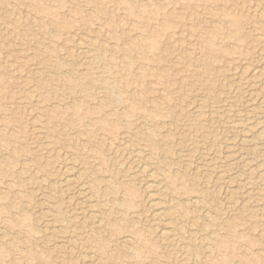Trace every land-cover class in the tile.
Returning a JSON list of instances; mask_svg holds the SVG:
<instances>
[{
    "label": "rangeland",
    "instance_id": "1",
    "mask_svg": "<svg viewBox=\"0 0 264 264\" xmlns=\"http://www.w3.org/2000/svg\"><path fill=\"white\" fill-rule=\"evenodd\" d=\"M223 1L0 0V264H264V0Z\"/></svg>",
    "mask_w": 264,
    "mask_h": 264
},
{
    "label": "bare ground",
    "instance_id": "2",
    "mask_svg": "<svg viewBox=\"0 0 264 264\" xmlns=\"http://www.w3.org/2000/svg\"><path fill=\"white\" fill-rule=\"evenodd\" d=\"M220 1H223V0H220ZM226 1V0H225ZM225 1H223L222 3H224ZM245 1H247V0H245ZM227 3V2H226ZM221 4V3H220ZM219 4V5H220ZM225 4V3H224ZM217 5H218V3H217ZM226 5V4H225ZM213 6V5H212ZM224 6V5H223ZM249 6V5H248ZM248 6H246L247 8H248ZM251 6H252V4H251ZM254 6V5H253ZM257 5H255V7H256ZM227 7V6H226ZM254 7V8H255ZM211 9H212V7H210ZM228 8V7H227ZM253 8V7H252ZM218 9V8H217ZM220 9V8H219ZM218 9V10H219ZM224 9V8H223ZM229 9V8H228ZM250 9V8H249ZM214 10V9H213ZM212 10V11H213ZM216 10V9H215ZM221 10V9H220ZM258 10V9H257ZM159 11V10H158ZM229 11V10H228ZM230 11H232V10H230ZM248 11V10H247ZM259 11V10H258ZM232 12H234V11H232ZM249 12V11H248ZM251 12H252V9H251ZM255 12V11H254ZM257 12V11H256ZM260 12V11H259ZM259 12H257V13H259ZM210 13L211 12H209V15H210ZM219 13V12H218ZM224 13V12H223ZM227 13H231V12H227ZM227 13H226V15H227ZM212 14V13H211ZM214 14V13H213ZM216 14V13H215ZM220 14H222L221 12H220ZM228 14V15H229ZM238 14V13H237ZM255 14V13H254ZM253 14V15H254ZM226 15L224 14V16L226 17ZM227 15V16H228ZM233 15V14H232ZM256 15V14H255ZM210 16H212V15H210ZM214 16V18H215V16L216 15H213ZM222 16H223V14H222ZM221 16V17H222ZM259 16L262 18V8H261V13H259ZM207 17V16H206ZM217 17V16H216ZM219 17H220V15H219ZM219 17H217V18H219ZM237 17V16H236ZM240 17V16H239ZM253 17V16H252ZM208 18V17H207ZM210 18V17H209ZM216 18V19H217ZM227 18H229V17H227ZM249 18V17H248ZM211 19V18H210ZM222 19H224V17L222 18ZM232 19H233V17H232ZM247 19V18H246ZM256 19H257V17H256ZM207 20V19H206ZM205 20V22H207ZM209 20V19H208ZM219 20V19H218ZM225 20H227V19H225ZM236 20H237V18H236ZM240 20H241V18H240ZM243 20H244V18H243ZM263 20V19H262ZM261 20V21H262ZM210 21V20H209ZM215 21V20H214ZM223 21V20H222ZM228 21H229V19H228ZM248 21H249V19H248ZM216 22H217V20H216ZM233 23L234 22H236V21H232ZM242 22V21H241ZM253 22V21H252ZM203 23V22H202ZM208 23V22H207ZM212 23H213V21H212ZM233 23H230V24H233ZM239 23V22H238ZM243 23V22H242ZM259 23V25L261 24L260 23V21L259 22H257L256 24H258ZM211 24V23H210ZM221 24V23H220ZM226 24H227V22H226ZM235 24H237V23H235ZM250 24V23H249ZM254 24V23H253ZM102 25V24H101ZM204 25V24H203ZM203 25L201 26V27H203ZM212 25V24H211ZM210 25V26H211ZM238 25V24H237ZM244 26H245V24H243ZM262 25H264V23H262ZM170 26V25H169ZM208 26V25H207ZM213 26H215V25H213ZM221 27H222V25H220ZM232 26V25H231ZM240 26V25H239ZM244 26H241V27H244ZM99 27V26H98ZM110 27V29H111V27L112 26H109ZM114 27V26H113ZM112 27V28H113ZM116 27V26H115ZM223 27H225V25L223 26ZM235 27H237V26H235ZM261 27H263V26H261ZM204 28V27H203ZM202 28V29H203ZM210 27H207V29H209ZM238 28H240V27H238ZM244 28H246V27H244ZM255 28V27H254ZM253 28V29H254ZM99 29L100 28H98V32H99ZM134 29H136V28H134ZM199 29H201V28H199ZM211 29V28H210ZM229 29H230V26H229ZM234 29V28H233ZM236 29V28H235ZM112 30V29H111ZM132 30H133V28H132ZM139 30V29H138ZM137 30V31H138ZM212 30H214V29H212ZM217 30H219V29H217ZM223 30V29H222ZM221 30V31H222ZM237 30H239V29H237ZM241 30V29H240ZM250 30V29H249ZM113 31V30H112ZM117 31V30H116ZM182 31V30H181ZM191 31V30H190ZM197 31H198V29H197ZM247 31V30H246ZM245 31V32H246ZM136 32V31H135ZM149 32V31H148ZM201 32H202V30H201ZM210 32H212V31H210ZM215 32V31H214ZM224 32V31H223ZM231 32H234V31H231ZM238 32V31H237ZM244 32V31H243ZM250 31H248L247 33H249ZM252 32H254V31H252ZM124 33V32H123ZM122 33V34H123ZM137 33V32H136ZM136 33H134V31H133V34H136ZM149 33H151V32H149ZM148 33V34H149ZM183 33H186V34H189L190 35V33L188 32V31H184ZM216 33V32H215ZM229 33V32H228ZM251 33V32H250ZM129 34H130V31H129ZM129 34L127 33V34H125V35H127L128 37H131V36H129ZM132 34V33H131ZM153 34V33H152ZM157 34V33H156ZM176 34V33H175ZM180 34H182L181 32H180ZM208 34V33H207ZM209 34H212V33H209ZM252 34V33H251ZM250 34V35H251ZM254 34V33H253ZM71 35V34H70ZM138 35V34H137ZM141 35V34H140ZM151 35V34H150ZM149 35V36H150ZM154 35V34H153ZM199 35H200V33H199ZM202 35V34H201ZM205 35V34H204ZM213 35H214V33H213ZM213 35L210 37V38H212L213 37ZM219 35H221V34H219ZM224 35H227V34H224ZM247 35V34H246ZM263 35V34H262ZM114 36V35H113ZM139 36V35H138ZM156 36V35H155ZM193 36V35H192ZM240 36V35H239ZM244 36V35H243ZM257 36V35H256ZM264 36V35H263ZM72 40L74 41V43H75V45L74 46H76V48H77V50H78V52H79V54L81 55L80 57H81V59L80 60H82V62L85 64L84 66L86 67V65H87V67L88 66H90V65H92L93 63H95V62H97V59L99 60L98 62H100V61H102L101 60V58H103L101 55H98V54H96V53H94L93 51L94 50H91V46L90 47H86V44L85 43H83V42H87V41H85L84 40V38H86V37H84V35H83V37L82 36H80V35H78V34H76V33H74V34H72ZM116 37V36H115ZM114 37V38H115ZM118 37V36H117ZM125 37V36H124ZM127 37V38H128ZM142 37V36H141ZM152 37V36H151ZM186 37V36H185ZM194 37V36H193ZM198 37V36H197ZM196 37V38H197ZM205 37H207V36H205ZM89 38V37H88ZM111 38V37H110ZM155 38V37H154ZM203 38V37H202ZM215 38V37H214ZM217 38V37H216ZM221 38V37H220ZM226 38V37H225ZM256 38V37H255ZM124 39V38H123ZM131 39V38H130ZM138 39V38H137ZM142 39V38H141ZM139 40L138 39V41H141V43H142V40ZM152 39H153V37H152ZM151 39V40H152ZM197 39H199V38H197ZM201 39V38H200ZM207 39H208V37H207ZM223 39V38H222ZM133 40H135V39H133ZM203 40V39H202ZM110 42H111V39L109 40ZM109 41H107V42H109ZM113 41V40H112ZM199 41V40H198ZM201 41V40H200ZM204 41V40H203ZM205 41H207V40H205ZM211 41V40H210ZM216 41V40H215ZM102 43H103V40L101 41ZM105 42V41H104ZM109 42V43H110ZM119 42V41H118ZM115 43V42H114ZM126 43V42H125ZM124 43V44H125ZM201 43H202V41H201ZM88 44V43H87ZM107 44V43H106ZM116 44V43H115ZM123 44V43H122ZM191 44V43H190ZM205 44V43H204ZM212 44V43H211ZM215 44V43H214ZM108 45H111V44H108ZM113 45V44H112ZM121 45V44H120ZM142 44H137V45H134L133 44V46L132 47H130L129 49H127L128 51H132V49H134L135 47L136 48H141L140 46H141ZM144 45H145V42H144ZM151 45V44H150ZM219 45V44H218ZM118 46V45H117ZM127 46H128V44H127ZM148 46V45H147ZM146 46V47H147ZM208 46V45H207ZM114 47V46H113ZM119 47V46H118ZM199 47V46H198ZM215 47V46H214ZM120 48H122V45H121V47ZM150 48V47H149ZM216 48V47H215ZM217 48H219V47H217ZM114 49V48H113ZM151 49V48H150ZM114 50H116V49H114ZM138 50V49H137ZM139 50H141V49H139ZM138 50V51H139ZM215 50V49H214ZM101 51V50H100ZM126 51V50H125ZM144 52H145V49L143 50ZM189 51H191L190 49H188V51L187 52H189ZM209 51V50H208ZM118 52V51H117ZM133 52H134V50H133ZM210 52V51H209ZM98 53V52H97ZM110 53V52H109ZM121 53H123V52H121ZM131 53V52H130ZM140 53V52H139ZM141 53H143V52H141ZM101 54V53H100ZM112 54H113V52H112ZM128 54V53H127ZM126 54V55H127ZM137 54H138V52H137ZM143 54H145V53H143ZM143 54H140V55H143ZM115 55V54H114ZM129 55V54H128ZM139 55V56H140ZM147 55V54H146ZM186 55V54H185ZM113 56V55H112ZM132 56H133V54H132ZM191 56V54H190V52L189 53H187V55H186V61L187 62H185V63H189L190 62V58H192V57H190ZM101 57V58H100ZM107 57V56H106ZM129 57V56H128ZM131 57V56H130ZM202 57V56H201ZM100 58V59H99ZM110 58V57H109ZM133 58V57H132ZM155 58V56L153 57V59ZM152 59V58H151ZM194 59V58H193ZM103 60H104V58H103ZM108 60V59H107ZM133 60V59H132ZM137 60V59H136ZM139 60V59H138ZM142 60V59H141ZM148 60V59H147ZM149 60H150V57H149ZM105 61V60H104ZM110 61V60H109ZM145 61V60H144ZM154 61V60H153ZM184 61H185V59H184ZM131 62V61H130ZM134 62V61H133ZM149 62V61H148ZM155 62H158V61H155ZM160 62V61H159ZM110 63H111V61H110ZM153 63V62H152ZM191 63V62H190ZM195 63V61L193 62V65H195L194 64ZM96 64V63H95ZM103 64V63H102ZM101 64V65H102ZM127 64V63H126ZM137 64H139V63H137ZM83 65V64H82ZM98 65H100V63L98 64ZM100 65V66H101ZM105 65V64H104ZM107 66H108V64H106ZM142 65V64H141ZM148 65V64H147ZM153 65V64H152ZM187 66H188V64H186ZM190 66H191V64H189ZM197 65V64H196ZM195 65V66H196ZM209 65V64H208ZM111 66V65H110ZM128 66V65H127ZM126 66V67H127ZM145 66V65H144ZM195 66H194V68H195ZM263 66H264V64H263ZM262 66V68H260V71L263 69L264 70V67ZM139 67H140V64H139ZM150 67H153V66H149V68ZM185 67V66H184ZM193 67V66H192ZM197 67V66H196ZM204 67H205V65H204ZM94 68V67H93ZM102 68V67H101ZM112 68V66L110 67V69ZM120 68V67H119ZM122 68V67H121ZM141 68V67H140ZM154 68V67H153ZM160 68H162V67H159V70H160ZM200 68V67H199ZM98 69V68H97ZM105 69V67H103V70ZM107 69H109V67L107 68ZM128 70H129V68H127ZM135 69H136V67H135ZM142 69V68H141ZM145 69H146V67H145ZM148 69V68H147ZM151 69V68H150ZM155 69H156V67H155ZM158 69V68H157ZM196 69V68H195ZM113 70V69H112ZM139 70V69H138ZM152 70V69H151ZM159 70H158V73H159ZM198 69H196V71H197ZM203 70V69H202ZM208 70V69H207ZM259 70V69H258ZM257 69H254L253 71H252V76L253 77H256L258 74H259V71H258ZM105 71V70H104ZM103 71V72H104ZM124 71V70H123ZM122 71V72H123ZM134 71V70H133ZM144 71V70H143ZM155 70H153V72H154ZM192 71H194V70H192ZM110 72V71H109ZM112 72V71H111ZM118 71H116L115 73H117ZM130 72V71H129ZM135 72V71H134ZM139 72V71H138ZM137 72V73H138ZM200 72V71H199ZM210 72V71H209ZM264 72V71H263ZM106 73V72H105ZM132 72H130V74H131ZM148 73V72H147ZM149 73H150V71H149ZM155 73H157V72H155ZM167 73V72H166ZM189 73V72H188ZM197 73V72H196ZM206 73V72H205ZM208 73V72H207ZM261 73H262V71H261ZM260 73V74H261ZM100 74H102V73H100ZM110 74V73H109ZM132 74H134V73H132ZM138 74H140V72L138 73ZM169 74V73H168ZM199 74V73H198ZM203 74V73H202ZM264 74V73H263ZM103 75H104V73H103ZM129 75V74H128ZM155 76H156V74H154ZM162 75V74H161ZM167 75V74H166ZM107 75H105V76H103V77H106ZM109 76V75H108ZM113 76V75H112ZM136 76V75H135ZM140 76H142L141 74H140ZM191 76V75H190ZM194 76V75H193ZM193 76H192V79H194L193 78ZM197 76V75H196ZM195 76V77H196ZM200 76V75H199ZM102 77V79L104 80L105 78H103ZM132 77V76H131ZM143 77V76H142ZM156 77H158V76H156ZM161 77V76H160ZM169 77V76H168ZM167 77V78H168ZM172 77V76H171ZM174 77V76H173ZM189 77V76H188ZM261 77V76H260ZM133 78V77H132ZM162 78V77H161ZM160 78V79H161ZM257 78V77H256ZM259 78V77H258ZM95 79V78H94ZM107 79V78H106ZM112 79V78H111ZM137 79V78H136ZM142 79L143 78H141L140 77V80H141V82L140 83H142ZM145 79V78H144ZM143 79V80H144ZM151 79V78H150ZM164 79V78H163ZM171 79H173V81H174V78H171ZM196 79V78H195ZM255 79V78H254ZM152 80V79H151ZM155 81H156V79H154ZM165 80V79H164ZM167 81H169V79H166ZM191 80V79H190ZM105 81V80H104ZM166 81V82H167ZM196 81H197V79H196ZM127 82V81H126ZM146 82V81H145ZM153 82V81H152ZM157 82V81H156ZM104 82H102V84H103ZM105 83H109V82H105ZM104 83V84H105ZM131 83V82H130ZM149 84H151L150 82H148ZM159 83V82H158ZM95 84V83H94ZM101 84V83H100ZM101 84V85H102ZM103 84V85H104ZM124 84V83H123ZM139 84V83H138ZM137 84V85H138ZM161 84V83H160ZM97 85V84H96ZM100 85V86H101ZM116 85V84H115ZM118 85V84H117ZM121 85V84H120ZM146 85V84H145ZM162 85V84H161ZM166 85V84H165ZM170 85V84H169ZM106 88H107V85H104ZM104 86H102V87H104ZM128 86L129 87H131V85H129L128 84ZM139 86V85H138ZM143 86V85H142ZM95 87H97V86H95ZM110 86H108V88H109ZM125 87V86H124ZM129 87H127V88H129ZM168 87V86H167ZM99 88V87H98ZM105 88V89H106ZM111 88V87H110ZM186 88V87H185ZM112 89L116 92V93H118L119 95L121 94H123V93H121L123 90H124V88H123V90L121 89V88H119V87H116V86H112ZM137 89V88H136ZM136 89H135V91H136ZM149 89H150V87H149ZM111 90V89H110ZM153 90V89H152ZM115 92H114V94H115ZM148 92H149V90H148ZM219 92V91H218ZM125 93H127L126 91L124 92V94L123 95H125ZM137 94H140V93H137ZM117 95V94H116ZM118 95V96H119ZM165 95V94H164ZM167 95V94H166ZM109 96V95H108ZM113 96V95H112ZM138 96V95H137ZM163 96V95H162ZM264 96V95H263ZM262 96V97H263ZM120 97V96H119ZM122 97H125V96H122ZM121 97V98H122ZM261 97V98H262ZM126 99H127V97H125ZM151 98V97H150ZM158 98H159V96H158ZM163 98V97H162ZM164 98H165V96H164ZM163 98V99H164ZM257 98V97H256ZM114 99H116V97L114 98ZM130 99V98H129ZM160 99V98H159ZM122 100H125V99H121V101ZM140 100V99H139ZM153 100V99H152ZM162 100V99H161ZM143 101V100H142ZM147 101L148 100H146V103H147ZM117 102H118V100H117ZM124 102V101H123ZM149 102H150V100H149ZM119 103H121L122 104V102H119ZM129 102H126V104H128ZM152 103H153V101H152ZM261 103H264V97L262 98V102ZM149 104V103H148ZM167 104V103H166ZM125 105V104H124ZM130 105H132V104H130ZM134 105L136 106V105H138V104H135L134 103ZM142 105V104H141ZM263 105V104H262ZM128 106V105H127ZM138 106H140V105H138ZM157 106H159V105H157ZM163 106H164V104H163ZM128 107H130V106H128ZM134 107V106H133ZM132 106H131V108H133ZM147 107V106H146ZM123 108H126V107H123ZM130 108V109H131ZM143 108H145V107H143ZM142 108V109H143ZM150 108H152V106L150 107ZM130 109H129V112H130ZM146 109V108H145ZM153 109V108H152ZM165 109V108H164ZM124 110V109H123ZM131 110H133V109H131ZM141 110V109H140ZM149 110V109H148ZM151 110V109H150ZM156 110V109H155ZM161 109H159V111H160ZM166 110V109H165ZM126 111H127V109H126ZM139 111V110H138ZM146 111V110H145ZM152 111V110H151ZM154 111V110H153ZM162 111H164V110H162ZM170 111V110H169ZM128 112V113H129ZM150 112V111H149ZM148 112V113H149ZM132 113V112H131ZM156 113H157V111H156ZM133 114V113H132ZM144 114V113H143ZM151 114V113H150ZM149 114V115H150ZM153 114V113H152ZM172 114V113H171ZM134 115V114H133ZM154 115H155V113H154ZM197 115V114H196ZM135 116V115H134ZM138 116H139V114H138ZM143 116V115H142ZM151 117V116H150ZM171 117V116H170ZM147 118V117H146ZM102 120H104V119H102ZM191 121H192V119H190ZM195 120V119H194ZM106 122V121H105ZM108 122V121H107ZM186 122V121H185ZM193 122V121H192ZM189 124V127H191V124L190 123H188ZM193 125V124H192ZM250 125V124H249ZM245 127V126H244ZM249 127V126H248ZM252 127V126H251ZM250 127V128H251ZM246 128V127H245ZM248 129V128H247ZM243 130H245V129H243ZM242 130V131H243ZM248 130H250V129H248ZM246 131V130H245ZM247 133V132H246ZM245 133V134H246ZM125 135V134H124ZM148 135H150V134H148ZM151 137H152V135H151ZM242 138V137H241ZM243 143V142H242ZM127 146H129V145H127ZM227 146V145H226ZM133 147V146H132ZM132 147H129V148H131L130 150H128L129 151V158H130V164L131 165H133V166H135V168L138 170V172H139V174H141L143 177H144V179H146V182L144 183V189L146 190V196L148 197V199H149V207H151V208H156L157 207V201H156V199H155V195H156V192H157V190H156V185H155V183H156V180H155V178H154V175H153V173H151L150 172V169H149V167H148V163H146V158H145V156H144V154H143V152H140L139 150H137L136 148L134 149V148H132ZM127 151V150H126ZM127 151V152H128ZM66 154V153H65ZM241 155V154H240ZM129 162V161H128ZM199 168V167H198ZM159 195V194H158ZM191 199V198H190ZM157 211V210H156ZM153 213H154V211H153ZM210 214V213H209ZM158 216H159V214L158 213H156V214H154V217L156 218V219H158ZM161 237L162 238H167V233L165 232V231H161ZM181 246V245H180Z\"/></svg>",
    "mask_w": 264,
    "mask_h": 264
}]
</instances>
